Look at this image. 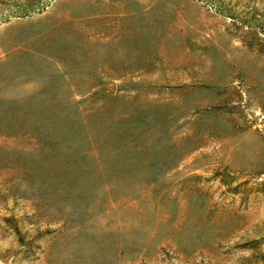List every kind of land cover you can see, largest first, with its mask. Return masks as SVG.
Listing matches in <instances>:
<instances>
[{
  "label": "rangeland",
  "instance_id": "rangeland-1",
  "mask_svg": "<svg viewBox=\"0 0 264 264\" xmlns=\"http://www.w3.org/2000/svg\"><path fill=\"white\" fill-rule=\"evenodd\" d=\"M0 264H264V0H0Z\"/></svg>",
  "mask_w": 264,
  "mask_h": 264
}]
</instances>
